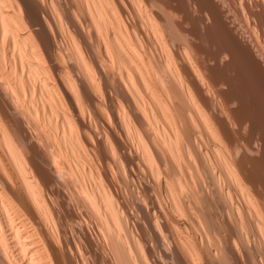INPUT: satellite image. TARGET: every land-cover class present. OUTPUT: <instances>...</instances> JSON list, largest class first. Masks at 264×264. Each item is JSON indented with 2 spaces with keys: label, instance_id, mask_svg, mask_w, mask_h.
<instances>
[{
  "label": "bare ground",
  "instance_id": "6f19581e",
  "mask_svg": "<svg viewBox=\"0 0 264 264\" xmlns=\"http://www.w3.org/2000/svg\"><path fill=\"white\" fill-rule=\"evenodd\" d=\"M250 82L264 0H0V264H264Z\"/></svg>",
  "mask_w": 264,
  "mask_h": 264
},
{
  "label": "rangeland",
  "instance_id": "374dc122",
  "mask_svg": "<svg viewBox=\"0 0 264 264\" xmlns=\"http://www.w3.org/2000/svg\"><path fill=\"white\" fill-rule=\"evenodd\" d=\"M234 6H235V8H233ZM237 6H238L237 4L232 5L231 9H232V11H234V10L236 9V10L234 11V12H236V14H235L234 12H231V13H232V15H233V14L236 15V17L234 16V18H235V22H237V21L240 20L242 23H241L240 21L237 22V23H239V24H241V25L243 26V25L245 24V21H243V20H244V17H243V14L240 13V12H239V13H240V16H239L238 11H239L240 9H238L239 7H237ZM240 11H241V10H240ZM237 13H238L239 19H238ZM241 14H242V15H241ZM241 16L243 17V20H242ZM236 18H237L238 20H236ZM240 18H241V19H240ZM243 22H244V23H243ZM210 49H211V48H210ZM252 62H253V61H252ZM244 68H245V69H244ZM247 68H248V67H244V66H243V68H241V69H239V70L237 71V74L244 75V72H246V73L248 72V71H247ZM241 70H243L242 73L240 72ZM245 70H246V71H245ZM239 72H240V73H239ZM246 73H245V74H246ZM257 84H260V85H258V86H259V87H262V86H261V83H257ZM257 84H256V83L253 84V82H250V85L247 86L250 90L247 91L248 88L245 89V90H246V91L244 90L245 93H248V94L251 93V94L253 95V94L255 93V91H256V90H254V93H252V92H253V88L258 90V91H256V92H257L256 95H260L262 92L264 93V89L261 90V88H259L258 86H256ZM253 85H254V86H253ZM251 86H252V87H251ZM255 86H256L257 88H256ZM251 88H252V89H251ZM262 88H263V87H262ZM259 89H260V90H259ZM249 91H252V92H249ZM259 92H261V93H259ZM261 96L263 97L262 94H261ZM263 104H264V103H263ZM263 104H262V106H263ZM263 108H264V106H263ZM259 112L263 114L264 109H260ZM241 134H242L243 136H245V137H246V135H247V133H245V131H243V130H242V133H241ZM245 134H246V135H245ZM127 196L130 197V194L127 193V195H125V197H126L125 199L129 201V199H128L129 197H127ZM131 198H132V197H131ZM130 200H131V199H130Z\"/></svg>",
  "mask_w": 264,
  "mask_h": 264
}]
</instances>
